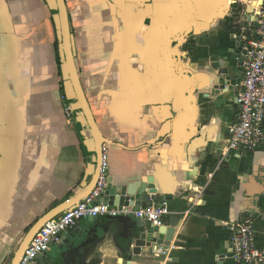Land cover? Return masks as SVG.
Segmentation results:
<instances>
[{
	"label": "crops",
	"instance_id": "crops-1",
	"mask_svg": "<svg viewBox=\"0 0 264 264\" xmlns=\"http://www.w3.org/2000/svg\"><path fill=\"white\" fill-rule=\"evenodd\" d=\"M66 3L79 76L109 145V179L170 197L162 225L175 230L169 246L135 254L125 231L135 215L80 220L72 233L96 231L80 251L83 264H237L228 225L247 216L264 249V140L226 155L243 79L241 31L264 0ZM68 78L56 1L0 0V264L97 174L84 113L68 120L64 112ZM65 239L49 250L56 262ZM155 247L168 253L156 256Z\"/></svg>",
	"mask_w": 264,
	"mask_h": 264
},
{
	"label": "built area",
	"instance_id": "built-area-1",
	"mask_svg": "<svg viewBox=\"0 0 264 264\" xmlns=\"http://www.w3.org/2000/svg\"><path fill=\"white\" fill-rule=\"evenodd\" d=\"M253 27L243 29L241 36L245 43L239 63L243 69L241 89L236 97L238 114L236 121L228 128L226 155L255 151L264 140V4L253 14ZM65 115L72 120L75 102L65 93L61 95ZM222 160L220 164L223 162ZM99 177L93 191L79 204L63 212L58 218L47 222L34 236L19 264H34L53 242L61 241L64 233L74 228L83 219L120 218L135 215L145 223L160 227L163 218L171 214L166 202L161 206L146 207L133 211L130 206H112L104 200L109 185V145L103 144ZM230 232V259L237 264H264V249L256 244L255 218L247 216L228 225ZM156 256L166 255L167 250L155 247Z\"/></svg>",
	"mask_w": 264,
	"mask_h": 264
},
{
	"label": "water",
	"instance_id": "water-1",
	"mask_svg": "<svg viewBox=\"0 0 264 264\" xmlns=\"http://www.w3.org/2000/svg\"><path fill=\"white\" fill-rule=\"evenodd\" d=\"M58 15H59V30L62 43V52L65 59V65L68 74V82L71 87L72 94L67 90L64 92L66 96L75 102L74 109L77 112L81 108L84 113L96 140L97 144V153L99 154L100 163H101V151L102 145L104 144V138L101 136L99 128L97 126L96 120L94 118L91 106L88 102L87 96L85 94L78 68L75 61L72 35H71V26H70V16L67 8L66 0H55ZM65 86V85H64ZM75 112V114H76ZM76 116V115H74ZM99 163V165H100ZM99 177V172L97 171L96 176L94 177L92 183L88 188L77 195L72 200L66 202L63 206L50 213L48 216H45L39 222H37L31 230L26 234L25 238L16 249L14 256L12 258L11 264H19L21 257L28 248L29 244L33 240L34 236L40 231V229L49 221L59 216L61 213L70 209L71 207L79 204L86 196H88L93 189L95 188ZM105 202L109 203L112 206H138L142 209L146 208L150 201H153L154 204L158 203V199L163 202L169 201L170 197L160 196L159 190L152 184L145 182H135L126 184L125 181H120L114 183L109 179V185L105 190L103 195ZM167 199V200H166ZM121 221L127 219V217H120ZM94 220V219H89ZM72 230L68 231L70 239H65V236H62L61 239L64 241V251L61 256V260L57 262L54 261L53 257L46 252L41 255L34 264H64L71 256L80 257L78 261L79 264H83L84 260L82 257L84 254H81L80 251L88 244V237L96 233L95 230L86 233L85 231L80 230L78 233H72ZM126 235L130 238L129 243L135 244V254H139L141 249H153L154 246L166 245L169 246L174 236L175 230L168 228L165 225L160 227L154 226L151 223H145L141 219H138L137 223L130 224L125 228Z\"/></svg>",
	"mask_w": 264,
	"mask_h": 264
}]
</instances>
